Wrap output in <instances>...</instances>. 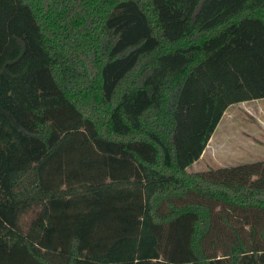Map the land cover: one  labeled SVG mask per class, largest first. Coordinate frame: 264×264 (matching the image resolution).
Instances as JSON below:
<instances>
[{
	"label": "trees",
	"instance_id": "16d2710c",
	"mask_svg": "<svg viewBox=\"0 0 264 264\" xmlns=\"http://www.w3.org/2000/svg\"><path fill=\"white\" fill-rule=\"evenodd\" d=\"M263 99L264 0H0V264H264Z\"/></svg>",
	"mask_w": 264,
	"mask_h": 264
},
{
	"label": "rangeland",
	"instance_id": "374dc122",
	"mask_svg": "<svg viewBox=\"0 0 264 264\" xmlns=\"http://www.w3.org/2000/svg\"><path fill=\"white\" fill-rule=\"evenodd\" d=\"M264 160V99L229 107L211 137L200 161L189 173ZM32 214L21 220L26 229Z\"/></svg>",
	"mask_w": 264,
	"mask_h": 264
},
{
	"label": "crops",
	"instance_id": "0c3cea01",
	"mask_svg": "<svg viewBox=\"0 0 264 264\" xmlns=\"http://www.w3.org/2000/svg\"><path fill=\"white\" fill-rule=\"evenodd\" d=\"M207 146H208V145H207ZM205 150H206V149H205ZM203 155H204V153H203ZM203 155L201 156V158L203 157ZM201 158L199 159V161L201 160ZM197 162H198V161H197ZM197 162H196V163H197Z\"/></svg>",
	"mask_w": 264,
	"mask_h": 264
}]
</instances>
